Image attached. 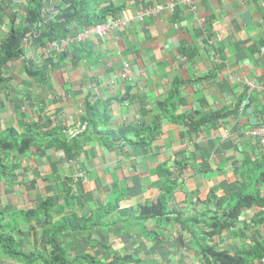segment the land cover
<instances>
[{
    "label": "crops",
    "instance_id": "crops-1",
    "mask_svg": "<svg viewBox=\"0 0 264 264\" xmlns=\"http://www.w3.org/2000/svg\"><path fill=\"white\" fill-rule=\"evenodd\" d=\"M5 1L24 12L25 0ZM55 1L46 0V9ZM113 1L123 6L104 22L118 25L105 38L90 36L72 44L71 60L61 67H48L44 77L33 79L23 61L10 64L0 96V132L9 127L22 132L37 121L47 124L44 129L59 127L74 135L84 124L90 97L91 103L109 102L111 120L102 128L119 132L129 124L162 122L161 136L146 148L125 141L109 148L93 138L75 159L57 147L33 146L22 155L15 174L0 173V207L10 213L35 206L42 197L64 193L66 179H82L83 211L89 214L126 189L121 209L112 215L120 221L95 229L92 237L83 231L64 233L74 254L91 253L105 262L132 255L130 264H203L190 246L191 232L179 223L160 225L150 219L138 225L127 219L158 196L161 163L173 170L176 162L185 166L178 170L180 186L172 205L185 217H204L211 190L216 189L214 206L220 207L264 157L250 134L264 123V94L250 85L264 83V0H193L192 5L181 0ZM159 6L164 9L154 11ZM9 24L6 16L0 40ZM30 54L40 56L39 51ZM126 65L130 75L125 78ZM173 95L177 103L171 112L165 108ZM187 113L214 119L195 132L174 121ZM252 177L249 187L257 181ZM258 187L264 196V183ZM261 207L244 210L235 228L208 236L210 243L233 253L264 242ZM199 229L210 230L205 225ZM24 230V249L42 250L46 240L41 228ZM0 264L22 263L0 254ZM253 264H264V259Z\"/></svg>",
    "mask_w": 264,
    "mask_h": 264
},
{
    "label": "trees",
    "instance_id": "trees-1",
    "mask_svg": "<svg viewBox=\"0 0 264 264\" xmlns=\"http://www.w3.org/2000/svg\"><path fill=\"white\" fill-rule=\"evenodd\" d=\"M45 3L46 0H25L22 13L20 5L16 6V3L8 5L5 0L0 1V30L5 17L10 18L9 30L0 40V96L7 88L9 78L6 71L11 63L20 60L22 56L27 57L31 51L35 52L38 46L48 47L52 41L76 37L80 30L104 22L108 15H115L123 6L113 0H57L47 10ZM20 14L22 18L18 20ZM33 29L39 35L33 37L32 43L26 48L25 39ZM76 44L77 42L73 43ZM76 58L73 60H77ZM67 60H71L69 51L59 53L50 51L40 54L38 59L29 56L23 63L31 78L41 79L46 75L48 67L59 68ZM178 89L179 86L175 88V94L178 93ZM89 98L86 100L87 114L84 124L74 135L68 131L64 132L59 127L44 129L47 124H40L37 121L22 132L15 127L1 131L0 173L15 174L22 167L20 161L22 155L36 145L45 149L53 147L63 149L69 158L75 159L93 138H97L102 145L109 148H114L123 141L133 147L146 148L161 136L162 122H154V125L129 124L119 132L110 126L102 128V124L108 125L111 120L109 102L91 103ZM176 103L177 99L173 95L165 109L170 107L171 112H174ZM213 119L209 115L187 113L174 121L197 132L202 125ZM41 129L44 130L43 133L40 132ZM175 165L178 169L173 170L166 162L159 164L156 182L159 188L158 196L154 201L142 205L140 212L136 216H130L127 221L138 225H145L150 219L157 220L160 225L179 223L183 230L188 229L191 232L190 246L196 250L203 264H253L256 261L262 263L264 242H257L242 251L232 253L228 249L220 250L216 245H212L208 236L212 238L221 235L227 229L235 228L241 221L244 210L254 205H264V196L258 187L264 183V169L255 171L256 167H264V157L253 163L246 177L237 184L220 207L214 206L218 197L216 189L211 190L206 201L209 209L204 217L199 214L185 217L183 211L172 205V198L180 186V171L185 167L179 162ZM253 175L257 181L255 180L249 187ZM66 181L64 193L59 196L42 197L35 206L16 207L10 213H6L0 207L1 256L22 264H130L132 255L115 256L110 262H105L91 253L74 254L71 245L63 237L69 230L87 232L89 237H92L95 229L120 221V218H113L112 215L121 209L128 191L120 189L113 202L106 204L100 202L97 211H90L88 214L83 211L85 202L82 179ZM201 225L210 230H205L206 232L200 230ZM29 226L41 228L42 238L46 240L42 250L24 249V242L20 237L24 236V229Z\"/></svg>",
    "mask_w": 264,
    "mask_h": 264
},
{
    "label": "built area",
    "instance_id": "built-area-1",
    "mask_svg": "<svg viewBox=\"0 0 264 264\" xmlns=\"http://www.w3.org/2000/svg\"><path fill=\"white\" fill-rule=\"evenodd\" d=\"M181 2L185 3V4H193V0H181ZM171 7H173L171 5ZM164 9V7L159 6L157 8L154 9V11H160ZM118 23L114 22L112 20L110 21H106V22H100L97 23L93 26H90L84 30H80L79 33L77 34L76 37H67L65 39L62 40H56V41H52L49 43V46H38L36 48V51L40 52V54H45L48 53L50 51H54V52H63V51H68V49L70 48V46L74 43V42H80L82 40H85L86 38L90 37V36H95L97 38H105L108 33L114 28V26H117ZM38 32L33 29L29 34L28 37L25 39L24 42V46L26 48H28L29 44H31V40L33 37L38 36ZM29 56H32L30 53H28V56H22L21 57V61L25 60L26 58H28ZM123 77H128L130 75V69H129V65L125 66V70L123 72ZM252 87V90L259 93V94H264V83L261 84H254L251 83L250 84ZM250 134L254 137H256L258 139V142L262 148V150H264V123L259 124L257 127H254L250 130ZM261 216H262V224L264 226V205L261 207Z\"/></svg>",
    "mask_w": 264,
    "mask_h": 264
},
{
    "label": "rangeland",
    "instance_id": "rangeland-1",
    "mask_svg": "<svg viewBox=\"0 0 264 264\" xmlns=\"http://www.w3.org/2000/svg\"><path fill=\"white\" fill-rule=\"evenodd\" d=\"M10 1L12 2V0H10ZM20 18H22V15H21V14H20L19 17H18V20H19Z\"/></svg>",
    "mask_w": 264,
    "mask_h": 264
}]
</instances>
